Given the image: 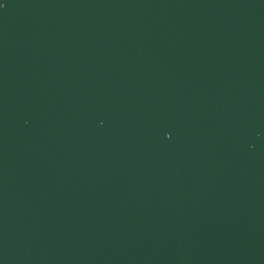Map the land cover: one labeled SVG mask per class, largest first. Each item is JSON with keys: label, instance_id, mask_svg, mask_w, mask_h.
I'll list each match as a JSON object with an SVG mask.
<instances>
[{"label": "water", "instance_id": "obj_1", "mask_svg": "<svg viewBox=\"0 0 264 264\" xmlns=\"http://www.w3.org/2000/svg\"><path fill=\"white\" fill-rule=\"evenodd\" d=\"M0 264H264V0H0Z\"/></svg>", "mask_w": 264, "mask_h": 264}]
</instances>
